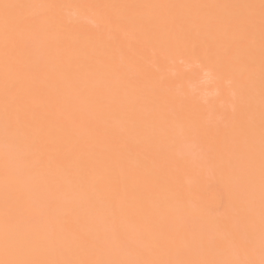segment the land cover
Masks as SVG:
<instances>
[{"label": "bare ground", "instance_id": "6f19581e", "mask_svg": "<svg viewBox=\"0 0 264 264\" xmlns=\"http://www.w3.org/2000/svg\"><path fill=\"white\" fill-rule=\"evenodd\" d=\"M262 205L264 0H0V262L260 264Z\"/></svg>", "mask_w": 264, "mask_h": 264}, {"label": "snow or ice", "instance_id": "6c2138e0", "mask_svg": "<svg viewBox=\"0 0 264 264\" xmlns=\"http://www.w3.org/2000/svg\"><path fill=\"white\" fill-rule=\"evenodd\" d=\"M10 7H18V6H11V5H4V8L6 10L5 15V21L7 23V9ZM262 234H264V205H262ZM0 264H5V262H0ZM7 264H37V262H31V261H12L7 262ZM44 264H61V262L56 261H50V262H44ZM64 264H71V262H64ZM177 264H183V262H177ZM260 264H264V259L261 260Z\"/></svg>", "mask_w": 264, "mask_h": 264}]
</instances>
